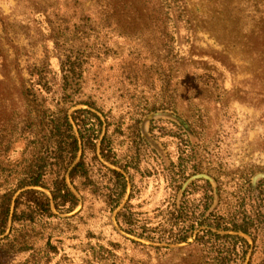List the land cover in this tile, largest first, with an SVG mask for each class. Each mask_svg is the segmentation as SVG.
Listing matches in <instances>:
<instances>
[{
    "label": "rangeland",
    "instance_id": "rangeland-1",
    "mask_svg": "<svg viewBox=\"0 0 264 264\" xmlns=\"http://www.w3.org/2000/svg\"><path fill=\"white\" fill-rule=\"evenodd\" d=\"M189 2L197 22L194 30L185 23L164 28L157 12L141 26H124L118 17L106 26L95 1L0 0V130L6 124L5 110L19 113L13 120L20 115L18 87L23 82L30 90L31 81L41 82L54 103L63 102L64 51L59 52L51 37L53 15L61 8L69 20L64 40L70 47L64 48L99 56L84 75L82 92H75L98 108L77 103L69 113L86 108L102 118L100 138L108 133L118 164L100 149L97 161L128 180L119 200L116 194L110 196L106 181L111 174L100 163L96 186L83 180L78 187L71 184L81 199L76 210L61 214L66 220L55 219L41 228L65 231L60 251L48 264H80L89 241L113 247L117 264H158L136 243L151 241L124 230L121 213L152 226L188 210L193 214L173 219L208 223L235 210L240 218L258 214L264 221V0ZM88 7L94 26L75 30L82 9ZM167 35L169 41L164 40ZM46 57L51 70L43 66ZM24 146V140H15L2 156L6 169L8 160L16 164L21 158ZM8 171L0 169V181ZM171 247L182 249L187 243ZM191 253L175 250L159 263L190 264L185 259H192ZM263 255L258 248L254 261ZM26 258L0 255L1 263Z\"/></svg>",
    "mask_w": 264,
    "mask_h": 264
},
{
    "label": "trees",
    "instance_id": "trees-1",
    "mask_svg": "<svg viewBox=\"0 0 264 264\" xmlns=\"http://www.w3.org/2000/svg\"><path fill=\"white\" fill-rule=\"evenodd\" d=\"M84 1L96 2L100 9L98 18L101 15L100 21L106 26L111 23L112 17H118L119 24L123 22L124 26H141L145 18L149 19L152 16V12H157L163 17L164 28L169 26L174 28L178 23H185L190 30L197 26L189 0ZM62 11L63 9L59 8L53 15L56 20L51 26V37L59 52L62 49L64 51L60 68L63 102L54 103L45 94V87L41 82L31 81V90L23 82L18 87L19 100L23 103L18 107L20 111L18 119L13 120L12 117L19 113L4 111L6 124L0 130V169L4 172L10 171L2 175L0 181V236H3L0 237V255L27 254V258L10 263L4 261L1 263L0 259V264L51 263L60 251L59 244H62L65 231L60 230L56 234L54 232L56 227L48 232L41 228L52 224L55 219L66 220L61 218V214L76 210L81 199L73 191L71 184L78 187L79 180H83L84 183L96 186L95 172L96 168H99L97 163H100L97 161L99 149L107 160L118 164L113 159L108 133L100 138L102 118L86 108H78L69 113V108L77 103L98 108L93 102L77 96L75 92H82L84 75L99 56L92 51L86 54L78 53L74 48H64L69 44L64 40L67 29L65 24L69 23V20L66 18L67 14ZM92 17L94 19L89 7L86 10L82 9L79 23L75 22L73 28L82 32L92 28L96 22ZM164 40L169 41L168 35ZM43 66L51 70V61L48 57L45 58ZM34 69L38 70L36 67ZM30 73L34 75V70ZM15 140H24L25 149L16 164L8 160L9 167L6 169L5 161L1 158L7 155ZM80 151L81 156L77 160ZM88 151L94 152V155L88 156ZM100 165L111 174L106 181L110 196L116 194V199L119 200L128 186L125 174L104 164ZM122 167L128 172V168ZM13 169H16L15 174ZM206 183L211 186L208 180ZM208 208L207 206L200 213L202 218ZM188 211L179 212L175 217L172 214L167 222L154 226L138 224L131 219L132 216L121 213L125 223V225L121 223V226L127 232L151 241L150 244L136 243L147 248L144 254L152 260L156 259L158 264L162 256L184 249L192 250L190 255L192 259H185L190 264H264V255L259 261H254V254L258 248L261 247L264 251V239L261 238L264 221L255 216L258 214L245 213L240 218L239 213L234 210L225 216L215 215L208 223L207 220L203 222L201 219H195L196 221L192 218L181 221L173 219L193 214V211ZM127 213L125 211V214ZM203 226L205 228H201V233L194 234V230ZM192 236L193 242L190 241ZM184 242L187 243L186 248L171 247ZM84 246L85 253L80 264H117L116 260H113L116 256L113 247L100 243L92 244L90 241ZM250 249V258L245 262ZM205 258L210 259L203 260Z\"/></svg>",
    "mask_w": 264,
    "mask_h": 264
},
{
    "label": "water",
    "instance_id": "water-1",
    "mask_svg": "<svg viewBox=\"0 0 264 264\" xmlns=\"http://www.w3.org/2000/svg\"><path fill=\"white\" fill-rule=\"evenodd\" d=\"M80 156H81V151L79 152V155H78V158H77V160H79V159H80ZM203 176H206V175H200V176H198V177H203ZM206 178H208V177H206Z\"/></svg>",
    "mask_w": 264,
    "mask_h": 264
}]
</instances>
